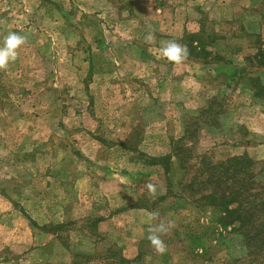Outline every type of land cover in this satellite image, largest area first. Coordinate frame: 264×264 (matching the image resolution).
<instances>
[{"label": "rangeland", "instance_id": "1", "mask_svg": "<svg viewBox=\"0 0 264 264\" xmlns=\"http://www.w3.org/2000/svg\"><path fill=\"white\" fill-rule=\"evenodd\" d=\"M125 1L132 12L106 15L98 0H0V42L9 31L27 37L17 60L0 69V199H12L14 206L2 200L19 213L0 215L10 225L0 260L123 264V242L131 239L135 249L141 239L142 254L126 253L129 264H264V249L249 248L221 208L176 188L192 181L201 156L224 161L249 138L243 125H229L235 89L218 95L215 117L208 112L201 119V62L219 52L226 60L256 54L255 68H264V30L248 26L244 8L221 13L220 0ZM248 37L254 53L241 48ZM173 40L189 51L181 63L161 52V42ZM251 85L264 105V77L252 78ZM188 124L184 147L194 157L191 172L166 176L163 167L150 166L147 158L173 152L171 141L183 137ZM221 129L232 131L233 140ZM252 141L260 147L257 137ZM251 159L264 187V159ZM86 176L91 194L80 195L75 184ZM167 177L176 195L153 202L169 192ZM141 202L156 215L125 213ZM102 215L115 217L114 232L99 238L88 219ZM160 223L169 228L161 234L163 253L147 239ZM27 229L33 239L25 238ZM15 230L20 237H11Z\"/></svg>", "mask_w": 264, "mask_h": 264}, {"label": "crops", "instance_id": "2", "mask_svg": "<svg viewBox=\"0 0 264 264\" xmlns=\"http://www.w3.org/2000/svg\"><path fill=\"white\" fill-rule=\"evenodd\" d=\"M53 1L61 2L62 0H53ZM98 3L101 4V10L102 12L104 11L106 15L107 13H110L113 11H116L118 14L126 10L127 11L130 10V12H132V8H133L129 5L130 3H127L125 0H98ZM119 3H121V6H119L120 5ZM133 5L136 8L134 2H133ZM218 5L219 6L217 9H219L221 13L237 14L239 10L243 11V8H244V13L248 15L247 23L251 24L248 26L259 27L262 29V31L264 30V0H227L225 4H222V1L220 0ZM153 9L155 10V12L159 11L158 7L153 6ZM149 12H151V8H149ZM253 15L254 17H252ZM255 15H257L258 17ZM232 19H233V16L231 20ZM250 21L255 22V23H251ZM251 40L252 39L248 37L240 42L242 50L246 49L249 53L252 51L254 53L255 49H252L251 47L256 46L254 45L256 43L249 44ZM262 43L264 44V38H262ZM212 52H214V50H212ZM223 54H224L223 52H219V54L217 53V55L216 53H214L215 58L218 57L217 60H214L215 58L213 57V61H210L209 63L201 62V119H203V117H205L204 114H207L208 112L215 117V107H219V106H215V103L218 100L217 99L218 95L222 92H225L226 88L231 89L232 91L235 89L236 94L234 95H235V100L237 101H235L236 103L233 104V112L230 114L231 120H230L229 125L230 126H237L238 124L243 125L245 130L247 131V135H248L247 137L249 138H246L245 141L243 142L237 143V146H235L237 147L236 153L231 154L229 158L243 156L245 153H247L248 156L256 160L264 159L263 157L261 158L262 155L260 156V153H258V150L261 151V149L264 148V105L258 100L256 96L255 88L251 85L252 78L264 77V68H261V69L255 68L253 62H255V59L257 57L256 54L253 55L254 57H250L249 56L250 54H246V57H239V55H237L235 56V58L232 57L230 60H226V57H224ZM220 77H224L225 79L223 84L218 81ZM227 82H229L230 85L231 84L233 85L232 86L226 85ZM237 83H240V85L242 86L235 85ZM243 97H246V98L243 99ZM212 122L213 121H209L208 123H212ZM225 129L224 130L221 129L219 133H222V136L229 133L230 140H233V136H232L233 132L232 131L229 132L228 130L226 131ZM203 131L210 133L209 130H203ZM184 132H186V128ZM184 136H185V133L183 137ZM255 137L259 139V145H260L259 148H254L255 146H253L254 143L252 141V138H255ZM178 140L179 139L172 140L171 145L173 146V143H175ZM214 146H216V144ZM225 147L230 148L231 146H225ZM240 148L243 149L242 152H238ZM203 156H206V155H203ZM138 162H141V161H138ZM176 172L178 173V171ZM254 172L256 173L255 170ZM90 180L91 179L87 176L85 179L81 178L75 184V191L77 193L79 192L80 195L81 194L82 195L91 194ZM109 184H110L109 181L103 182L101 184V189L102 188L104 189ZM2 199L5 200L6 203L14 206L12 199L7 198L6 195L4 197H1L0 204H3V205H1L0 207V215L8 213L9 214L8 216L10 218H13L14 214L15 215L19 214L16 212L17 210H15L14 207L8 208V206ZM150 200H152L153 202L155 201V203H158V201H163L161 197L160 198L151 197ZM128 203L129 202L123 203V206H127ZM125 210H126L125 211L126 214L146 213L152 216L154 213L153 208L147 205L145 202H141V204L130 205ZM95 218L96 219L94 220L88 219V221H90V224H91L89 228L90 230L93 228V231H94L93 235H95L96 237L102 238L114 232V229H113V221L115 218L114 216L112 215L103 216L102 215V217H99V218L95 217ZM31 220L33 221V219ZM34 222L36 223L38 227L47 226V224H45L44 226L42 224L38 225L36 221ZM9 226L5 224L4 222L0 221V244L7 242L8 239H6L5 235L3 234V230H5L4 228L7 229ZM30 226L31 225L29 224V227ZM59 226H62V225H59ZM17 233L18 232L15 230L10 235L11 237L15 236V238H18L20 236ZM25 234H27L25 238L31 237L33 239V233L31 232L30 229H27V233ZM43 234H45V232ZM130 240H128V242L126 241L123 242V248H124L123 251L125 254L123 255V257L129 261H130V257L126 255L127 252L129 253L137 252L138 254H142L141 239L137 240L135 249L133 247L134 245H132V243L130 244ZM35 251L36 250L32 252H35ZM0 264H27V263H25L23 259H19L18 257H11L9 259H4V258L1 259ZM36 264H39V263L37 262Z\"/></svg>", "mask_w": 264, "mask_h": 264}, {"label": "trees", "instance_id": "3", "mask_svg": "<svg viewBox=\"0 0 264 264\" xmlns=\"http://www.w3.org/2000/svg\"><path fill=\"white\" fill-rule=\"evenodd\" d=\"M190 133L188 124L185 136L173 143V152L166 156L147 158L150 166L163 167L166 176L181 170L186 172L185 175L190 173L194 168V157L192 150L184 147L186 134ZM256 164L247 155L218 163H213L207 156H201V168L192 181L188 184L181 182L176 188L183 193L199 194L202 204L221 208L227 217L239 225L242 231L240 234L249 248L261 251L264 249V187L257 182L254 172ZM167 180L169 192L162 200L176 195L169 177ZM61 227L58 226L59 229ZM86 260L90 261V257H86ZM120 261L123 264L130 263L122 255Z\"/></svg>", "mask_w": 264, "mask_h": 264}, {"label": "clouds", "instance_id": "4", "mask_svg": "<svg viewBox=\"0 0 264 264\" xmlns=\"http://www.w3.org/2000/svg\"><path fill=\"white\" fill-rule=\"evenodd\" d=\"M153 38L154 33H149L146 40L151 41ZM26 40V36L15 31H9L8 34L4 36L3 41L0 42V69L7 68L11 63L17 60L19 49H21V47L26 43ZM161 43V52L170 62L181 63L189 55L187 47L174 40L163 41ZM152 187V185H149L150 189H152ZM155 215L156 214L153 213V216ZM168 230V226L164 223H160L155 227H150L148 230V241L156 249V251L160 253L166 251V245L161 238V234L166 233Z\"/></svg>", "mask_w": 264, "mask_h": 264}]
</instances>
